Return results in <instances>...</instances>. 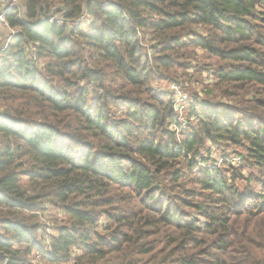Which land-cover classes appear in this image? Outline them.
<instances>
[{
  "label": "trees",
  "instance_id": "trees-1",
  "mask_svg": "<svg viewBox=\"0 0 264 264\" xmlns=\"http://www.w3.org/2000/svg\"><path fill=\"white\" fill-rule=\"evenodd\" d=\"M6 20L0 264H264V194L237 187L246 166L264 175V0H22ZM201 52L221 61L218 93L189 98L176 132L174 93L155 84ZM205 145L223 166L191 192ZM47 204L67 219L46 239Z\"/></svg>",
  "mask_w": 264,
  "mask_h": 264
},
{
  "label": "rangeland",
  "instance_id": "rangeland-1",
  "mask_svg": "<svg viewBox=\"0 0 264 264\" xmlns=\"http://www.w3.org/2000/svg\"><path fill=\"white\" fill-rule=\"evenodd\" d=\"M19 4L22 2V0H18ZM0 32L2 34V37H6L8 35V30L0 24ZM203 55V56H202ZM191 61V67L187 69L188 71H185L183 68H185L187 65H179L176 64L174 72L172 75H170V78L172 81L169 80H160L158 83H156V86H159L162 90H170L173 93H176V97H174V94L172 95L173 103L174 105L176 102H179L183 99V104L185 106V109L183 111H180L179 114L187 115L188 107H189V101L194 97L195 94H199L202 98H211L215 96L218 91L215 90L214 86L210 87V83L213 81H216V75L214 74L215 70H217L218 64L221 63L220 60L214 57H208L201 52V55L197 60L193 58H189ZM189 59H184L183 57L180 58V62H186L187 64ZM198 63V66H197ZM194 73V75H193ZM193 76H191V75ZM205 78L204 80H201L202 78ZM198 79V80H197ZM176 80V82H174ZM201 80V81H200ZM212 80V81H211ZM179 84L180 86L176 85ZM207 86V87H206ZM206 89H208L206 91ZM213 89V94H208V91ZM187 96V99L184 100V98ZM218 98H215L217 101L222 102H230L229 99L220 97L219 94L217 95ZM190 98V100H189ZM215 148V149H214ZM230 149V147H229ZM231 153L233 154L232 158L234 160H239V156L237 154L244 153V149L241 146H237L235 148L230 149ZM233 152H236L235 154ZM224 152L222 149L216 148V147H209V145H205L199 149V153L197 154L195 166L193 170H190L189 168L184 169V178L185 182L187 183V186L189 189L194 192L196 190L197 192H202V189H200L197 184L195 183L196 179L198 178V170L200 168H207L209 166H215V167H221L223 166L222 158H223ZM238 164V163H237ZM242 165V164H241ZM240 175H242L244 178L247 179H239L237 181V187L240 188V190H247L248 194L252 195L253 193L256 196H259L260 199L261 195L264 194V175L261 174L255 167L246 166L242 170H240ZM261 180V182H259ZM195 191V192H196ZM190 192V193H191ZM191 200L194 202H200V196L192 195L190 196ZM189 208H186L188 210ZM193 217H199L200 220H204L203 217H201L200 214L195 213L192 209ZM40 219L42 223L45 224L42 236L44 238L48 237V233L55 234L57 226L66 220L67 216L66 214L61 211L60 209L47 204L46 210L42 211L40 213ZM147 258L145 257H134L135 264H150L146 261ZM31 260L33 261L32 264H52L49 261H46L44 259H40L38 255L34 254L31 256ZM122 260L120 261L117 258V254L111 253L103 260H100L97 264H121ZM62 264H74L73 260H69L68 262L62 263Z\"/></svg>",
  "mask_w": 264,
  "mask_h": 264
},
{
  "label": "built area",
  "instance_id": "built-area-1",
  "mask_svg": "<svg viewBox=\"0 0 264 264\" xmlns=\"http://www.w3.org/2000/svg\"><path fill=\"white\" fill-rule=\"evenodd\" d=\"M19 5L20 4H19L18 0H0V24H2L5 28L9 29L10 31H13V33L15 32V30L11 29L9 27V24L6 20V13L12 7H16V6L18 7ZM7 42H9V39ZM175 94L176 93H174V97H176ZM186 99H187V96L184 98V100H186ZM182 101H183V99L180 100L179 102H176V104L174 105V109L178 114V122L173 123L171 125V128L176 132H180L181 130L186 128L187 122L190 119V116H185L184 114H179L180 111H183L185 109V106H184ZM191 118H193V117H191ZM235 161L237 162L238 160H235Z\"/></svg>",
  "mask_w": 264,
  "mask_h": 264
}]
</instances>
